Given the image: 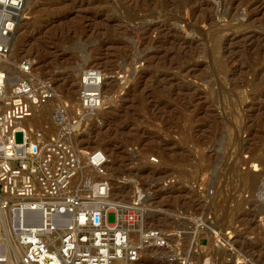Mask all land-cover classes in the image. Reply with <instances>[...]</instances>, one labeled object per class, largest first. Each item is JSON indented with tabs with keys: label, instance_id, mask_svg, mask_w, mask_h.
Segmentation results:
<instances>
[{
	"label": "rangeland",
	"instance_id": "1",
	"mask_svg": "<svg viewBox=\"0 0 264 264\" xmlns=\"http://www.w3.org/2000/svg\"><path fill=\"white\" fill-rule=\"evenodd\" d=\"M25 10L12 60L34 58L72 104L84 68L110 83L75 145L102 149L111 202L142 197L144 225L163 232L138 264H264V0H25Z\"/></svg>",
	"mask_w": 264,
	"mask_h": 264
},
{
	"label": "built area",
	"instance_id": "2",
	"mask_svg": "<svg viewBox=\"0 0 264 264\" xmlns=\"http://www.w3.org/2000/svg\"><path fill=\"white\" fill-rule=\"evenodd\" d=\"M25 17V0H0V264H136L142 245H165L163 232L144 225L142 197L109 203L107 155L75 145L104 107L105 75L84 68L76 102L65 99L34 58L12 60ZM47 106L48 122L26 124Z\"/></svg>",
	"mask_w": 264,
	"mask_h": 264
},
{
	"label": "bare ground",
	"instance_id": "3",
	"mask_svg": "<svg viewBox=\"0 0 264 264\" xmlns=\"http://www.w3.org/2000/svg\"><path fill=\"white\" fill-rule=\"evenodd\" d=\"M192 1H198V0H192ZM207 18L209 19L210 17H208L207 16ZM15 33V32H14ZM152 40V39H151ZM150 41V40H149ZM104 80H105V78H104ZM103 80V81H104ZM109 85H110V83L109 82H107ZM107 83H105V82H103V84H102V86H106V84ZM109 85H107V86H109ZM61 88V87H60ZM61 90V89H60ZM64 91V90H63ZM133 91V90H132ZM131 91V92H132ZM67 96H70V95H67ZM142 97H143V95H142ZM52 106H54V104H52L49 108H51ZM46 122H48V118H47V116L44 114V112H43V107H41L40 109H38L37 111H35L34 113H33V115H32V117H30V118H28L27 120H26V124H28L29 126H31V125H36L37 127H39L40 125H42L43 123H46ZM108 167V165H106V168ZM110 184H111V182H110ZM111 189H112V186H110V192H109V197H108V202L109 203H113V204H119V203H117V202H111V200H110V193H111ZM140 197V196H139ZM261 201H262V199H261ZM130 239H131V241L133 242V243H135V244H137V243H139V240H140V234L138 233V231H136V230H134L132 233H131V235H130ZM144 245H142L141 246V250L144 248L143 247ZM140 250V251H141ZM143 250H145V251H149V249H147V246L143 249ZM151 251V250H150ZM138 262H139V260H138ZM138 262L136 263V264H138Z\"/></svg>",
	"mask_w": 264,
	"mask_h": 264
}]
</instances>
